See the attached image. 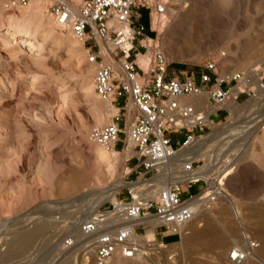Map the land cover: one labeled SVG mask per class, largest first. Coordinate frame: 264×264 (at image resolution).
<instances>
[{
    "label": "rangeland",
    "instance_id": "374dc122",
    "mask_svg": "<svg viewBox=\"0 0 264 264\" xmlns=\"http://www.w3.org/2000/svg\"><path fill=\"white\" fill-rule=\"evenodd\" d=\"M0 7L4 13L20 12L7 11L1 2ZM140 12L144 16L141 21L149 25L147 10ZM42 14L50 23L35 34L32 30L13 34L11 27H0V264L80 262L75 258L76 249H63L58 243L77 232L75 227L84 218L83 203L103 200L120 179L130 181L139 176L136 172L126 175L135 160L130 163L124 154L109 151L108 156H101L99 147L89 142L91 127L112 122L116 107L101 100L91 87L96 65L90 61L87 48L70 31L55 27L45 3ZM187 15L199 20L191 21ZM154 28L170 60V73L199 71L207 61L216 60L222 70L253 69L257 77L264 78V0H170L168 10L154 16ZM185 29L197 35L198 45L186 57H175ZM236 105L240 127L226 132L228 136L222 133V140L218 138L221 141L202 157L206 165L216 159L218 171L225 167L223 160L234 162L224 178L229 196L214 209L198 215L196 229L187 225L181 236L166 237L170 244L157 255L120 257L117 264H152L157 258L166 264H215L213 257L219 249H204L202 245L208 238L194 244L196 230L214 224L226 234L232 247L243 243L244 230L253 234L258 229L250 215L257 209L264 219V89L258 97L246 95ZM223 114L215 113L218 124L227 122L220 121ZM246 124L256 127L249 129L243 126ZM176 137L183 139L184 131ZM202 186L199 183L189 189L183 185V189L189 195ZM118 192L125 196V186ZM243 216L248 221L247 229L240 223ZM36 223L39 231L23 247L26 249L9 252L6 239ZM218 262L224 264L227 260Z\"/></svg>",
    "mask_w": 264,
    "mask_h": 264
},
{
    "label": "built area",
    "instance_id": "2783aa9c",
    "mask_svg": "<svg viewBox=\"0 0 264 264\" xmlns=\"http://www.w3.org/2000/svg\"><path fill=\"white\" fill-rule=\"evenodd\" d=\"M34 1L0 0L7 11ZM45 1L46 12L56 24L70 30L87 48L90 61L96 65L94 84L99 98L117 108L112 122L91 127L87 138L111 152L125 154L129 147L134 150L126 160L136 163L126 175L136 172L139 176L126 182L157 175L180 151L218 124L215 113H224L220 121L231 116L230 100L240 103L242 97H258L264 89L263 77L254 83L249 71L222 70L216 60L207 61L199 71L170 73V60L154 35V16L165 13L170 0ZM142 9L147 10L149 25L141 21ZM141 57H145L144 64ZM181 131L183 139L176 137ZM204 164L197 159L181 163L179 180L149 194L126 185L125 196L118 192L115 200L100 205L82 222L81 238H64L63 249L77 250L75 258L80 262L75 264L91 260L109 264L117 253L126 258L147 256L153 250L152 243L159 250L166 249L170 244L166 237L181 236L196 215L214 209L226 197L225 176L218 178L220 170L198 175ZM199 183L203 184L201 189L186 195L183 185L192 189ZM150 227L156 240L143 244V231ZM260 245L244 230L243 243L229 249L227 264H264L257 253ZM152 264L165 263L158 259Z\"/></svg>",
    "mask_w": 264,
    "mask_h": 264
},
{
    "label": "bare ground",
    "instance_id": "6f19581e",
    "mask_svg": "<svg viewBox=\"0 0 264 264\" xmlns=\"http://www.w3.org/2000/svg\"><path fill=\"white\" fill-rule=\"evenodd\" d=\"M43 3H45V7H46V1L45 0H36L32 3H30L28 6H26L27 8H19L20 9V12L19 13H4L3 9L0 7V27L2 25H6L8 27H11V29H13V34H16V33H23L24 31H33V34H35L37 31L40 30V28L42 27H47L46 25H48L49 22H46L44 21V15L42 14V9H43ZM173 9V8H171ZM172 14L174 13L173 10H171ZM50 16V15H49ZM51 17V16H50ZM188 19L190 17V15L188 16ZM52 18V17H51ZM166 17H164V20H165ZM191 21H195V20H199L198 17L196 16H193L192 18L190 17ZM54 21V20H53ZM55 22V21H54ZM56 23V22H55ZM191 23H194V22H191ZM197 24V23H196ZM53 25H56V24H53ZM199 25V24H197ZM196 25V27H197ZM163 26V25H162ZM195 26V25H194ZM192 26L194 29L195 27ZM55 27H59L62 31L64 32H68L70 30H67V29H64L62 27H60L59 25H56ZM190 27V26H189ZM188 27V28H189ZM191 27V28H192ZM200 27V26H199ZM205 27V26H204ZM198 28V27H197ZM190 29V28H189ZM193 29V30H194ZM186 30V31H185ZM184 32L180 35H182V41L178 47V50L177 51H174V56L175 57H186L187 56V53L191 50H193L194 48H196V46L198 45V37L195 33H193L192 31L190 30H187L185 29ZM197 29H195L194 31L197 33L196 31ZM71 32V31H70ZM72 33V32H71ZM198 34V33H197ZM38 35V34H37ZM78 39V38H77ZM33 40V39H32ZM79 40V39H78ZM80 41V40H79ZM31 42V41H29ZM143 57L140 58V62H143L141 64H144L145 63V60H142ZM254 77V83H256V80L258 79L257 75H255V72L253 69L249 71ZM93 90L96 92L95 90V84L94 82L92 83V86ZM263 91V90H260V92ZM97 94V92H96ZM98 95V94H97ZM197 98H190L189 101H193ZM261 100V99H260ZM259 101V100H258ZM229 102H231V104L229 105ZM228 103H227V106H229V108L231 109V116L228 117L227 119V122L224 123V124H216V125H213V131L207 135H204L203 137H200L198 138L192 145L184 148L182 151H180V153L175 157L173 158L169 165L168 166H165L163 168H161L160 172L155 175L154 177L152 178H148V179H145V180H142V179H139L138 181H135L133 183L131 182H126L124 181L123 179H120L116 184L115 186L111 187L110 189H108L109 193L108 195L105 197V199H109V200H115L116 199V195H117V192H118V189L120 187H123V186H126V185H130V186H137L139 187V189H145V193L149 194L150 192H153L155 191L157 188L161 187V186H164L166 184H169V183H172V182H175L177 180H179V165L183 162H186V161H190V160H194V159H197L199 161H204V167L202 168L203 170L200 171L198 173V175H210L212 171H214V169H217L220 168V166H218V162L216 161V159L214 161L209 162L208 165H206V161L205 159H202V157L204 155H208L209 154V150H211L212 146L220 139L218 138H221L222 140V137H221V134L223 133V136L224 135H227L226 132H233V130H236L237 127H240V125L238 124L239 122V116H240V113H238V109L237 108V105L236 104H239L237 102H235L234 100H230ZM256 102V101H255ZM109 103V102H108ZM261 103H262V100H261ZM255 104V103H254ZM254 106V105H253ZM257 106V105H256ZM260 106V104H259ZM239 108V107H238ZM262 108V107H261ZM233 110L236 112V115L235 116H232L233 115ZM116 112H117V108H116ZM255 113V112H254ZM263 113V112H262ZM242 114V113H241ZM256 114V113H255ZM261 114V113H260ZM245 115V114H244ZM264 115V114H263ZM251 116V114H250ZM253 116V115H252ZM257 116V115H256ZM256 116L254 118H256ZM259 116V114H258ZM243 117V116H242ZM241 117V118H242ZM253 118V119H254ZM263 118V117H262ZM251 119V118H250ZM249 119V121H250ZM105 122H108L105 118L103 119ZM255 120V119H254ZM260 121V120H259ZM264 122V119L262 120ZM255 122V121H254ZM261 122V121H260ZM258 123V122H257ZM245 124V123H244ZM255 124V123H254ZM261 124V123H260ZM242 126V125H241ZM243 126H248V128H252L253 126L255 125H243ZM256 127V126H255ZM247 129V128H246ZM248 129V131H249ZM245 130V129H244ZM225 132V134H224ZM243 132V131H242ZM241 132V133H242ZM239 134V133H238ZM244 135V133H243ZM228 136V135H227ZM234 136V135H233ZM251 136V135H249ZM248 136V137H249ZM243 137V136H242ZM247 137V138H248ZM227 138V137H226ZM231 138V137H229ZM232 139V138H231ZM220 140V141H221ZM224 140V139H223ZM226 140V139H225ZM224 140V141H225ZM246 140V139H245ZM230 141V140H228ZM227 141V142H228ZM242 144V143H241ZM97 145V144H96ZM216 146V145H214ZM97 147H99V155L101 156H108V153L111 152L108 150H106L104 147L100 146V145H97ZM211 148V149H209ZM219 148V147H218ZM206 149L208 150L206 152ZM114 154H119L118 152H112ZM134 154V150L131 149V147H129V149L125 152V156L128 157L130 155ZM225 162V167L221 170L218 178L222 175H224L225 177L228 176V174L230 173V168H231V165L234 163V162H230V160H223ZM130 167L128 166L127 170L129 171ZM223 176V177H224ZM99 190V189H98ZM107 191V192H108ZM99 192V191H98ZM101 192V191H100ZM99 192V193H100ZM97 193V192H96ZM83 195V194H82ZM84 196V195H83ZM229 194H226V197H228ZM80 197V196H79ZM78 197V198H79ZM82 198V197H80ZM85 199V198H84ZM99 200V199H94L93 201H88V202H84L83 203V206H82V212H83V216L84 218L81 219V223L80 225L76 226V230L77 232L74 234V236L76 238H81L83 235H82V232L80 231V226L82 224V222H84L85 220H87L91 215H93L94 213H96L98 211V208L100 207V205H102L103 201L105 200ZM79 201V200H78ZM74 202V201H73ZM80 202V201H79ZM72 203V202H71ZM77 203V201H76ZM74 204V203H73ZM237 208V207H236ZM209 211V210H208ZM253 210H250V213H252ZM248 214V213H247ZM200 215V214H199ZM252 216V218H254V224H256L258 226V229L253 232V236L258 239L260 242H261V245L260 247L257 249V253L258 255L262 258H264V219L262 221L261 219V216H262V213L261 211L259 210H255V212L253 211V214L250 215ZM264 217V216H263ZM197 219H198V215H196V217L194 218L193 221H191L189 224H188V227L189 226H192L191 228L193 229H196L197 228ZM252 220V219H251ZM241 225H242V228H245L247 229V225L246 223L248 224V221H246L245 219V216H243V219L242 221L240 222ZM57 225V224H56ZM55 225V226H56ZM54 226V227H55ZM58 228V226H56ZM60 227V226H59ZM187 227V226H186ZM39 224H35L32 228L30 227H27V229H22V230H19V232H16L14 233L11 237H8L6 239L8 245H9V252L10 251H13L14 250V253H15V250H21L23 247H25L26 245H29V243L36 237L37 235V232L39 231ZM54 229V228H53ZM74 229V228H73ZM49 231H51L49 229ZM57 231H59L57 229ZM57 231L55 233V235L57 234ZM146 234H143V236H141V239H142V243L143 244H146L148 242H152V241H155L156 238H155V233H154V229L152 227L148 228L146 230ZM248 231V230H247ZM15 232V231H14ZM48 232V230H47ZM55 232V230H54ZM52 231V233H54ZM49 234V233H47ZM193 234V233H192ZM54 235V234H53ZM52 235V236H53ZM40 237V236H39ZM50 236H48L49 238ZM55 237V236H54ZM154 237V238H153ZM153 238V239H152ZM205 238H208V241L206 243H204L202 245V247L204 249H207V250H210L212 247L216 246V248L219 249V251L217 252L216 255H214L213 259H215L217 262L220 260H227L226 259V252L229 251V249L231 248V242L228 240V237L226 236V234L224 232H222L221 230H219L217 228V226H215L214 224H208V226L203 229V230H196L195 233H194V236L192 238V242L194 244H199L201 243L202 241H204ZM51 238H49L50 240ZM149 239H152V240H149ZM37 240V239H36ZM41 240V239H40ZM191 240V239H190ZM33 243V242H32ZM31 245V244H30ZM58 245H62V240L59 241ZM153 246V250L152 251H148L147 252V257H150V256H153L154 254H158L159 251H163V250H159L158 247L155 245V243H152ZM32 246V245H31ZM28 247V246H27ZM33 247V246H32ZM35 247V246H34ZM233 247V246H232ZM23 249H26V248H23ZM33 249V248H31ZM62 249V248H61ZM165 250V249H164ZM25 251V250H24ZM23 253H28L29 249H27V252H24ZM34 252V250H31V252ZM63 251V250H62ZM202 251V250H200ZM204 252V251H203ZM21 254L22 256L24 254ZM30 253V252H29ZM15 255V254H14ZM20 255V256H21ZM85 255V252H83L82 256ZM120 257H123L121 254L117 253L114 255V257L112 258V260L110 261L109 264H117L119 262V259H121ZM126 259V258H125ZM160 259V258H157V260ZM216 261H212L213 263L215 262V264L217 263ZM93 263L94 262L91 260L90 263ZM165 262V260H164ZM14 263V262H13ZM219 263V262H218ZM228 263V260L226 263L224 264H227ZM166 264V262H165ZM196 264H206L204 262H196Z\"/></svg>",
    "mask_w": 264,
    "mask_h": 264
},
{
    "label": "crops",
    "instance_id": "0c3cea01",
    "mask_svg": "<svg viewBox=\"0 0 264 264\" xmlns=\"http://www.w3.org/2000/svg\"><path fill=\"white\" fill-rule=\"evenodd\" d=\"M150 31H151V29H150Z\"/></svg>",
    "mask_w": 264,
    "mask_h": 264
}]
</instances>
